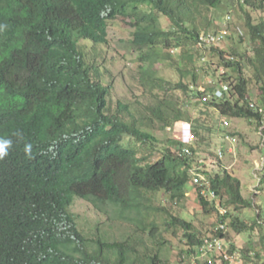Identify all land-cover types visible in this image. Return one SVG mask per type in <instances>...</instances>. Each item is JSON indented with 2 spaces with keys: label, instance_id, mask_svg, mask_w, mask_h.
I'll return each mask as SVG.
<instances>
[{
  "label": "trees",
  "instance_id": "16d2710c",
  "mask_svg": "<svg viewBox=\"0 0 264 264\" xmlns=\"http://www.w3.org/2000/svg\"><path fill=\"white\" fill-rule=\"evenodd\" d=\"M225 1L0 0V137L12 140L0 160V264H166L167 234L179 232L185 245L175 264H188L207 236L201 237L188 220L146 203L149 195L159 193L172 202L187 198L192 170L200 160L216 157L209 149L210 154L199 155L208 151L202 130L212 128L192 126L184 106L167 102L159 92L180 91L222 117L248 119L260 127L262 117L248 101L244 71L249 67L260 84L257 106L264 109V19L256 24L251 16V11L264 12V0H233L250 11L246 26L251 55L234 46L212 48L205 55L197 47L212 24L204 26L200 18ZM160 16L169 20L170 29H162ZM118 18L132 20L140 80L155 91L153 105L137 108L118 101L112 107V85L104 84L99 68L83 51L82 41L108 45L109 23ZM204 55L211 59L203 62ZM167 63L179 74L178 82L157 75L156 66ZM210 74L230 90L223 99L204 103L213 85L200 84ZM180 123L190 124L196 136L192 156L181 154L184 144L175 138L167 140L160 157L149 161L150 156H140V147L155 151L160 143L154 134L157 126L174 129ZM126 139L138 146H126ZM26 145H31L30 154ZM217 168L205 164L201 170L216 193L214 201L194 186L204 212H217L218 225L226 224L228 231L220 236L234 255L229 230L255 231L264 216L258 213L250 225L235 214L252 209L253 200L245 198L242 181L222 161ZM77 198L104 216L116 213L137 234L146 233L151 245L133 235L124 240L87 238L71 212ZM220 203L229 208L225 215L219 212ZM151 210L163 211L166 219H151ZM243 253L250 258L248 250Z\"/></svg>",
  "mask_w": 264,
  "mask_h": 264
},
{
  "label": "rangeland",
  "instance_id": "374dc122",
  "mask_svg": "<svg viewBox=\"0 0 264 264\" xmlns=\"http://www.w3.org/2000/svg\"><path fill=\"white\" fill-rule=\"evenodd\" d=\"M246 12L250 11L242 7L237 1L229 0L225 1L219 9L208 11L205 13V17L200 19L204 26L208 22H212L209 29L210 32L220 31L229 27L231 37L224 45L226 50L234 46L239 52L251 55L252 44L249 40L246 26ZM228 16L232 17L230 21H227ZM251 16L254 23L258 24L264 19V12L251 11ZM160 19L162 29H170L169 20L164 16H160ZM131 24V19L118 18L111 21L109 23L110 39L108 45L95 46L90 42L88 43V41L81 42L88 61L90 63L94 62L99 68L104 84L112 85L110 104L114 108L117 106L118 101L130 103L132 107L142 108L143 105H153L157 100L153 95L155 91L151 92V88L149 86H143L140 80L141 65L138 62L139 54L134 51L131 43L134 32ZM203 33L205 34L206 32L204 31ZM180 52L181 49L173 51V56L176 61L180 59ZM208 58L211 59L209 55H207V60ZM202 64L199 61L197 66H202ZM156 71L159 77L172 82L176 83L180 79L179 74L168 63L158 64ZM212 75L203 77L200 85L205 88L207 86L209 87V82L211 81L217 86L220 79L218 76L214 77ZM244 76L249 80L248 94L250 100L258 105L260 99V84L254 79V71L247 67L244 71ZM159 93L160 97L166 99L167 102L183 105L192 117V126L195 124L203 126L205 124V127L212 128V130H202L205 136L204 150L209 149L217 154L220 148L224 147L226 149L227 152L222 166L228 168L229 171L240 178L243 184L245 198L253 200L254 203L252 209L242 210L235 214L239 215L250 225L255 222L258 213L262 212L264 216V145L260 134V127L248 119L222 117L217 111L198 100L189 101L188 97L180 91L168 94H164L163 92ZM225 121L229 123V126L224 125ZM176 126L180 130L175 131V128L162 130L157 126L154 134L160 143L156 146L155 151L149 150L148 146L140 147V156H150L149 161H152L160 157L169 138H175L176 136L182 142L187 140L186 132L191 131V127L185 126L186 128H183L181 124H177ZM189 128L190 130L188 131ZM234 133L236 134L235 136L238 142L233 146L225 141V137L226 135ZM125 143L126 146L137 145L134 140L130 139H126ZM209 150L202 151L199 155H208L210 154ZM206 162L209 163L210 161ZM217 167L218 164L215 167L209 166L208 168L217 171ZM186 189L188 192L187 198L182 202H172L164 193H159L149 195L152 199L146 204L153 208H160L161 210L165 208V210L172 214L191 222L201 237L208 236L218 225V213L207 214L204 212L198 200V189L192 182L187 185ZM220 204L223 205L222 203ZM230 211L232 212L233 209H230ZM71 212L76 216L79 229L87 238L103 236L110 240H124L129 235H133L134 238L139 237L144 241L148 240L146 233L139 232L137 234L135 227L129 222L118 219L116 213L110 212L108 216H104L98 213L85 200L75 199ZM150 214H152L151 219H157L160 223L166 219L163 211L157 213L151 210ZM263 220L260 221L261 225L260 227H256L255 231L238 234L231 229L229 230L231 243L237 249L234 254V259L230 264H264ZM182 235L180 232L175 236L172 233L167 234L169 244L164 252L166 264H175L177 262L178 254L185 245V242L182 240ZM148 242L151 245L150 240ZM243 250L249 251L250 258L245 257Z\"/></svg>",
  "mask_w": 264,
  "mask_h": 264
},
{
  "label": "built area",
  "instance_id": "2783aa9c",
  "mask_svg": "<svg viewBox=\"0 0 264 264\" xmlns=\"http://www.w3.org/2000/svg\"><path fill=\"white\" fill-rule=\"evenodd\" d=\"M232 19L231 16L227 17V21H230ZM231 36V32L229 27L227 29H223L217 32H209V33H203L200 36L199 42H198V49H200L205 55L207 51H210L212 48H219L224 49V45L226 44V40L228 37ZM203 56L202 61L206 62L207 57ZM234 60V57L231 58ZM222 72L224 70L222 69ZM210 85H213L212 91L208 92L206 95L203 96L202 101L209 102L214 99L221 100L225 97V95L230 90V85L228 83L222 82L218 84V86L214 85L213 82H209ZM204 89L203 87H201ZM249 105L250 108L257 111L261 115V126H260V134L262 137L263 145H264V109L261 107H258L257 104L252 102L249 98ZM183 128L185 126H190L188 123H180ZM188 124V125H187ZM177 125V124H176ZM225 126H229V123L227 121L224 122ZM180 126V127H181ZM175 126V131L179 127ZM186 128V127H185ZM182 129V128H181ZM190 128L188 129V131ZM185 131V129H184ZM189 134V135H188ZM186 139L184 142L180 140V138L175 136V139L180 141L184 144L181 150V154L186 156H192L193 152L190 149V146H193L196 142V136L193 134L192 131L186 132ZM225 141L229 142L231 145H235L238 142V139L236 136L227 135L225 137ZM226 149L224 147L220 148L216 154V157L210 161L209 163L203 162V160H200V164L192 170V183L193 185H197L201 188H203L202 194L206 197H208L211 201H214L216 199V193L212 189L210 181L208 180L207 176L202 173V169H204V165L206 164L208 167L213 166L215 167L219 160L223 162L225 155H226ZM219 212L221 215H225L226 209L222 206H219ZM228 231V228L225 223H221L218 225L214 232L215 234H210L207 237L203 238L201 243L196 247V250L189 256L188 264H224V263H231L234 259V255L229 253L228 244L226 240L220 236V234H225Z\"/></svg>",
  "mask_w": 264,
  "mask_h": 264
},
{
  "label": "clouds",
  "instance_id": "9594fccd",
  "mask_svg": "<svg viewBox=\"0 0 264 264\" xmlns=\"http://www.w3.org/2000/svg\"><path fill=\"white\" fill-rule=\"evenodd\" d=\"M11 145H12L11 139L0 137V160H2L8 154V149L11 147ZM25 152L30 154L31 145L25 146Z\"/></svg>",
  "mask_w": 264,
  "mask_h": 264
},
{
  "label": "crops",
  "instance_id": "0c3cea01",
  "mask_svg": "<svg viewBox=\"0 0 264 264\" xmlns=\"http://www.w3.org/2000/svg\"><path fill=\"white\" fill-rule=\"evenodd\" d=\"M207 163V162H206ZM208 167V166H207Z\"/></svg>",
  "mask_w": 264,
  "mask_h": 264
}]
</instances>
